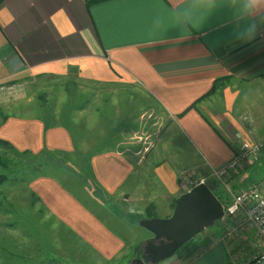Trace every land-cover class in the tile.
<instances>
[{"label":"crops","instance_id":"1","mask_svg":"<svg viewBox=\"0 0 264 264\" xmlns=\"http://www.w3.org/2000/svg\"><path fill=\"white\" fill-rule=\"evenodd\" d=\"M238 6L239 0L232 6L229 0H4L0 4V139L32 153L45 148L73 150L66 127L45 130L37 94L2 92L18 78L36 76L52 78L63 88L71 85L74 91L86 85L141 87L139 95L143 92L152 99L190 144V160L208 169L230 160L242 134L247 137L243 140L264 138V18H255L254 40L236 41L231 32ZM215 81H219L215 91L182 114ZM120 96L110 94L108 100ZM68 97L61 94L59 104L45 115L60 117L61 102ZM69 110L75 118L78 111L89 113L86 105ZM110 128L113 135L118 131ZM143 159L145 155L136 162ZM136 162L117 149H107L91 157V168L100 186L113 195L124 186ZM153 163L154 180L170 198H177L181 182L186 181L185 170L177 174L168 159ZM30 188L56 224L88 246L98 260H110L124 245L119 230L107 225L110 214L124 221L114 214L116 205L100 201L110 213L100 217L51 177H38ZM141 204L144 209L130 210L128 222L135 228L145 218L147 205L158 210L154 199ZM144 231L143 241L151 236ZM222 236L220 231L215 239L199 238L200 248L207 244L190 260L177 251L159 264H235L234 247Z\"/></svg>","mask_w":264,"mask_h":264},{"label":"rangeland","instance_id":"2","mask_svg":"<svg viewBox=\"0 0 264 264\" xmlns=\"http://www.w3.org/2000/svg\"><path fill=\"white\" fill-rule=\"evenodd\" d=\"M258 34L261 35L260 32ZM78 88L79 90L74 91L75 87L67 85L63 88L61 83L52 78L31 76L10 82L2 92L12 93L14 96L21 93L37 94V110L40 109L43 113L44 109L43 119L45 123L51 126L63 125L71 132H69L70 134L74 135L76 146L79 148V155L76 158L81 157L82 160H86L83 157L88 152H92L89 149L100 148L103 149L101 153L104 152V149H117L130 161L135 159L136 162L142 155H145V159L142 163L136 162L134 170L124 186L113 195L106 193L96 179L97 189L93 184L85 183L83 179L48 167L45 169L38 168L37 174L30 170L26 173L21 172L19 178H24V182L1 186L0 264H129L133 256L132 250L136 244L135 241L138 240L140 245L139 241H143L142 237L146 235L144 229L139 226L135 228V223L128 222L130 220L128 218L131 217L130 210L139 209L140 211L144 209L145 206L141 203L150 198L156 202L158 210L155 213L158 215L169 216L173 210L175 195L171 197L172 200L162 188L161 183L156 182L152 175L153 162L158 160L173 161L177 174L178 171L183 172L185 170L186 181L182 186L179 184L182 193L195 181L204 179V183L208 186L223 187L222 189H225L224 191L228 196L227 200H229L242 186L258 182L264 178L263 150L254 160L245 163L243 166L245 168L242 167L243 169L238 172H231L228 175V177L230 176L229 180L228 177L225 179L228 181L224 186V182L214 178L211 172L227 161L208 169L205 166L195 164L197 163L196 160H190L193 152L190 144L187 145L184 136L176 133V128L170 126L168 117L164 112H161L152 99L145 97L143 92L139 95L138 92H141V87L122 86L118 88L116 85H86L78 86ZM80 92L86 94V100ZM64 93H67L69 97L63 101V104L61 102V105H64V109L60 113L61 116L58 118L51 116L46 120L48 116L45 114L51 112L54 105L59 104V97ZM110 94H121V96L120 99L113 101L108 100ZM77 97L82 98H79V102L72 103ZM76 103L86 105L89 113L85 114L78 111L75 113L76 118L71 116L73 119H69V122L67 119L68 109ZM93 113L96 115L95 118L91 117ZM65 115L67 117H64ZM50 118L52 121L49 120ZM110 126H113L114 130H118L114 135ZM45 130L47 129L45 128ZM244 138L247 137L242 134L239 144L243 141H251L250 139L243 140ZM255 140L258 141V139ZM238 147L235 152L238 151ZM97 154L100 153L94 155ZM187 156H189L188 161ZM72 159L75 157L72 156ZM73 161L71 163H75ZM85 172L86 170L84 174ZM42 176L55 179L62 188L73 195L80 196L79 199H82L85 208L98 213L99 216L105 217L106 214H110L107 206L99 203L100 201L103 203L108 201L111 205H116L115 208L118 209V212H114V214L121 215L124 221L119 217L116 219L114 215L110 214L107 225L119 230L116 231L124 238L125 242L110 260H98V256L90 253L88 246H84L80 241L73 239L72 233L66 231L62 225H57L54 219L49 216L38 196L30 188L31 182ZM137 184H140L139 190L138 187L136 188ZM131 193L132 196H130ZM90 194H93L96 200L92 199ZM227 225L229 224L224 220H219L184 244L178 253L186 255L187 260H190L192 257L190 258L189 255L193 250L200 251L203 248V246L200 248L198 245L199 238L208 236L210 240L215 239V236L217 237L221 231V227ZM54 226L55 228H53ZM228 238L230 239V246L234 247L232 253L235 264H248L249 260L246 255H241L244 249L240 246L243 243L239 241L236 243L233 235L228 236Z\"/></svg>","mask_w":264,"mask_h":264},{"label":"water","instance_id":"3","mask_svg":"<svg viewBox=\"0 0 264 264\" xmlns=\"http://www.w3.org/2000/svg\"><path fill=\"white\" fill-rule=\"evenodd\" d=\"M223 216L224 207L208 186L195 185L175 199L170 216L139 220L151 236L139 245L142 253L131 264H159Z\"/></svg>","mask_w":264,"mask_h":264},{"label":"trees","instance_id":"4","mask_svg":"<svg viewBox=\"0 0 264 264\" xmlns=\"http://www.w3.org/2000/svg\"><path fill=\"white\" fill-rule=\"evenodd\" d=\"M3 1L4 0H0V4ZM101 1H106V0H88V3H95V2H101ZM218 84H219V81H215L212 88L209 90V92L206 93L205 95H203L202 97L198 98L195 102H193L182 114L186 113L189 109L193 108L197 101H199L200 99H202L203 97H205L207 95L212 94L215 91V87ZM74 102H79V101H73L72 103H74ZM72 106H74V110L82 109L84 107V105H79V103H76L75 105H72ZM68 112H72V111L68 109ZM68 114H69L68 116H71L70 113H68ZM49 117H51V116L46 117V120ZM64 117H67V115H65ZM69 118L70 117H67L68 121H69ZM49 120L52 121L51 118ZM70 120H71V118H70ZM44 126H46L45 127L46 129H48V128L53 127L54 125L53 126L48 125L44 121ZM70 133H69V135H70V138H71L72 143H73V150L72 151H65V150H60V149H49V148H45V149H43L37 153H32L28 150L19 151L10 142L3 140V139H0V187L3 185H6V184H16L17 182H24L25 181L24 178L23 179L19 178V175L21 172L26 173L30 170L32 173L37 174L36 172H37L38 168L45 169L46 167H48V168L56 169L59 171L67 172V173L71 174L72 176L77 177L78 179H83L85 181V183L89 182V183L93 184L97 189V186H96L97 183L95 182V178L93 176V172L91 169V157L96 153H101V151H103V149H100V148L89 149V150H92V152H88L85 155V157H83L86 160H82L81 157L76 158V156L79 155V148H77V146H76V143H75L76 141L74 139V135H72ZM104 151H107V149H104ZM72 156H74L75 159H72ZM71 161H73L75 163H71ZM69 166H71V168H68ZM243 168H245V167H243ZM243 168L242 167L237 168L234 172H238V171L242 170ZM85 170H86V172L84 174ZM229 177H228V180H229ZM263 179L264 178H262L261 180H263ZM228 180L225 181L224 186L226 185V182ZM261 180H259L258 182H260ZM258 182H255V183H258ZM181 183L183 184V182H181ZM255 183H251V184H255ZM82 184H84V182H82ZM251 184H248L246 186H242L241 188H245ZM191 185L193 186V184H191ZM88 187H90V186L88 185ZM208 188L212 191V193L216 196V198H218V200L222 203L223 206H225L229 201H231V199L227 200L228 196H227L226 192L224 191L225 189L224 190L222 189L223 187L219 188V186H214V187L208 186ZM184 192H186V190H184ZM175 199L173 200V207H174ZM155 217H159V216L157 215V213H155L154 205L149 204L146 207L145 218H155ZM166 217H168V216H166ZM227 224L232 225L234 223H233V221L227 220ZM226 232H227V226L221 227V233L223 235L222 237H224V234H226ZM247 236L249 238V234H247ZM205 244H207V243H205V242L201 243V245L203 247L205 246ZM138 248H139V245H136L133 248V250H132L133 255H134V251L135 250L137 251ZM200 252L201 251H197L195 249L191 252V255H189V256L191 258V257H193V255L195 256L196 254H198ZM184 258L187 259L186 255H184ZM131 260H132V258H131ZM131 260H130L129 264L131 263ZM228 264H231V263H228Z\"/></svg>","mask_w":264,"mask_h":264},{"label":"built area","instance_id":"5","mask_svg":"<svg viewBox=\"0 0 264 264\" xmlns=\"http://www.w3.org/2000/svg\"><path fill=\"white\" fill-rule=\"evenodd\" d=\"M263 150L264 138L258 141H243L232 158L213 169L211 175L225 183L231 172L243 167L249 160H254ZM199 183H204V179L195 181L193 187ZM223 207L224 216L221 220L234 223L227 225L224 239L230 242L228 236L233 235L236 243H243L240 246L244 249L241 255H246L249 264H264V179L236 191L231 201Z\"/></svg>","mask_w":264,"mask_h":264},{"label":"clouds","instance_id":"6","mask_svg":"<svg viewBox=\"0 0 264 264\" xmlns=\"http://www.w3.org/2000/svg\"><path fill=\"white\" fill-rule=\"evenodd\" d=\"M236 0H229V6L234 5ZM264 0H239L233 15L235 27L231 32L234 40L243 43L254 40L257 36V24L255 18H264Z\"/></svg>","mask_w":264,"mask_h":264},{"label":"flooded vegetation","instance_id":"7","mask_svg":"<svg viewBox=\"0 0 264 264\" xmlns=\"http://www.w3.org/2000/svg\"><path fill=\"white\" fill-rule=\"evenodd\" d=\"M182 182H183V181H182ZM183 184H184V182H183ZM188 189H190V187H188V188L185 189V190L187 191ZM141 253H142V252H141V249L138 248L137 251H136V250L134 251V255H133L132 259H133V258H138V257H140Z\"/></svg>","mask_w":264,"mask_h":264}]
</instances>
